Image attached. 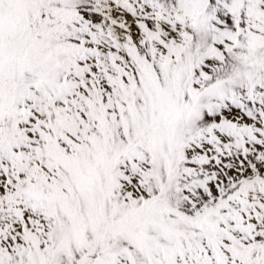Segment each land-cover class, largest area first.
Wrapping results in <instances>:
<instances>
[{
  "label": "snow or ice",
  "instance_id": "1",
  "mask_svg": "<svg viewBox=\"0 0 264 264\" xmlns=\"http://www.w3.org/2000/svg\"><path fill=\"white\" fill-rule=\"evenodd\" d=\"M0 264H264V0H0Z\"/></svg>",
  "mask_w": 264,
  "mask_h": 264
}]
</instances>
